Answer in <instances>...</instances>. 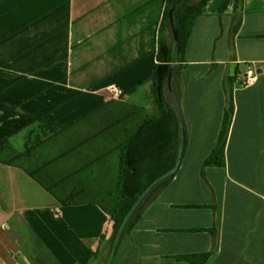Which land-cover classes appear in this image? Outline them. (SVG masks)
<instances>
[{
	"label": "crops",
	"instance_id": "crops-1",
	"mask_svg": "<svg viewBox=\"0 0 264 264\" xmlns=\"http://www.w3.org/2000/svg\"><path fill=\"white\" fill-rule=\"evenodd\" d=\"M222 2L208 0L169 63L173 176L112 239L119 149L159 116L166 0H0V104L62 127L27 153L37 126L8 142L0 264H264V0Z\"/></svg>",
	"mask_w": 264,
	"mask_h": 264
},
{
	"label": "trees",
	"instance_id": "trees-1",
	"mask_svg": "<svg viewBox=\"0 0 264 264\" xmlns=\"http://www.w3.org/2000/svg\"><path fill=\"white\" fill-rule=\"evenodd\" d=\"M207 2L208 0H166L158 43V64L154 65L151 77L152 96L159 109V116L146 119L131 140L119 149L115 197L106 210L111 221L112 239L123 236L132 227L145 207L157 197L173 176L177 164L179 125L167 91L169 63L173 61L175 47L182 52L192 21L202 14ZM241 2L242 0H233L235 10L240 7ZM227 4L228 0H223L219 13L224 11ZM164 32H167V38L163 36ZM225 117L227 120L228 116ZM226 125L227 121L224 122L208 162H216L222 156ZM34 126L40 132L28 140L26 153L44 137L57 134L62 127L20 114L14 108L0 104V160L7 154L6 148L10 149V138Z\"/></svg>",
	"mask_w": 264,
	"mask_h": 264
},
{
	"label": "built area",
	"instance_id": "built-area-1",
	"mask_svg": "<svg viewBox=\"0 0 264 264\" xmlns=\"http://www.w3.org/2000/svg\"><path fill=\"white\" fill-rule=\"evenodd\" d=\"M256 75L257 74L253 68L247 69L242 76L236 78L234 85L239 87H246L254 81ZM110 93L111 95L116 96L117 92L112 88L110 90Z\"/></svg>",
	"mask_w": 264,
	"mask_h": 264
},
{
	"label": "rangeland",
	"instance_id": "rangeland-1",
	"mask_svg": "<svg viewBox=\"0 0 264 264\" xmlns=\"http://www.w3.org/2000/svg\"><path fill=\"white\" fill-rule=\"evenodd\" d=\"M26 133V131H23L22 135H19V137H16L15 139H10L9 142L12 145H16L18 142V139L21 138V136H23ZM108 207V206H107Z\"/></svg>",
	"mask_w": 264,
	"mask_h": 264
},
{
	"label": "water",
	"instance_id": "water-1",
	"mask_svg": "<svg viewBox=\"0 0 264 264\" xmlns=\"http://www.w3.org/2000/svg\"><path fill=\"white\" fill-rule=\"evenodd\" d=\"M170 12H171V11H170ZM170 12H169V21H170V24H172V17H171V15H170ZM173 36H174L175 39L177 38V37H176V33H175V31H173ZM167 80H168V85H169V83H170V74H169ZM178 153H180V150H179Z\"/></svg>",
	"mask_w": 264,
	"mask_h": 264
}]
</instances>
